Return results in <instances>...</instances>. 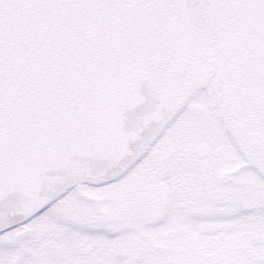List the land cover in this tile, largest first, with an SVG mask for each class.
I'll use <instances>...</instances> for the list:
<instances>
[{
    "label": "snow or ice",
    "instance_id": "obj_1",
    "mask_svg": "<svg viewBox=\"0 0 264 264\" xmlns=\"http://www.w3.org/2000/svg\"><path fill=\"white\" fill-rule=\"evenodd\" d=\"M0 264H264V0H0Z\"/></svg>",
    "mask_w": 264,
    "mask_h": 264
}]
</instances>
